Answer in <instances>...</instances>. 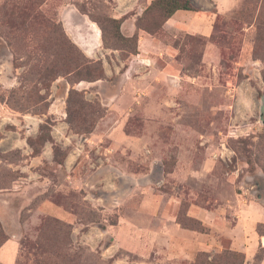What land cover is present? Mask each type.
I'll use <instances>...</instances> for the list:
<instances>
[{
	"label": "rangeland",
	"instance_id": "1",
	"mask_svg": "<svg viewBox=\"0 0 264 264\" xmlns=\"http://www.w3.org/2000/svg\"><path fill=\"white\" fill-rule=\"evenodd\" d=\"M191 3L200 10L192 14L194 28L190 31L193 35L173 30H161L157 34L167 45L177 48L175 58L192 78L186 82L187 88L175 92L167 81L159 87L152 85L153 99L161 106L147 114L134 109L127 111L124 129L133 136L144 133L143 119L158 122L148 123L146 140L130 148L142 151L144 168L138 169L136 162L130 160L122 170L144 174V191L137 188V180L132 189L124 188L127 180L124 176L118 178L117 173L116 177L107 175L116 186L112 192L90 191L100 196L103 203L93 202L83 190L64 187L63 172L57 163L61 161L58 150L61 148L52 138L57 146V162L45 163L34 170L51 182L49 191L34 199L39 191H0L1 229L5 237L19 242L15 264H38V258L28 254L25 244L32 245L46 218L51 223L43 234V247L50 264H114L115 261L191 264L200 252L215 254L223 248L230 249L229 235L238 223L239 205L264 200V0H191ZM71 9L102 26L108 47L124 50L125 44L114 38L111 17L114 6L110 0H0V65L7 67L4 72L11 80L7 85H12L8 88L0 84V102L19 115L43 119L36 136L29 138L36 148L43 144L41 137L56 134L54 116L47 114L51 103L61 105L65 102L66 106L72 92L73 125L81 130L79 136L89 137L106 113L102 105L105 101L86 95L85 83L104 81L90 86L95 91H104L112 84L116 87L124 84L125 88L126 81L119 77L85 80L87 74L97 76L101 71L104 73V69L100 60L88 59L66 35L60 18ZM153 19L160 21L159 14L147 15L144 25H152ZM182 20L190 23V19ZM74 21L80 24L77 17ZM201 26H208L207 36L206 30L198 31ZM86 61L89 63L87 69L73 70L75 64ZM51 62L54 67H47ZM42 76L47 78L44 84ZM135 81L136 89L144 88L139 82L144 80ZM80 103L81 109L78 108ZM92 125V132L84 133V129ZM15 129L13 125L6 127L8 131ZM96 148L93 144H85L88 158L83 159L78 169L83 179H91V173L96 171L90 167V164H98ZM13 156L10 159L17 164L19 158L17 154ZM177 164L179 167L175 169ZM18 174L0 166V186H9ZM47 199L64 205L74 214L78 230L60 221L61 225L71 227V233L55 232V219L37 211L39 202ZM159 202L164 219L160 216L152 219L158 215L155 208ZM141 204L145 207L144 214L150 217L146 225L152 228L170 230L177 223V217L191 219L193 229L201 230H184L195 235L197 242L191 236H180L182 241L175 248L172 239L166 246L164 238L167 237L163 236L162 247L157 245L159 237L150 233L146 240L149 252L144 255L119 250L111 256L107 252L111 237L99 239L95 236L88 239V243L81 239L89 226L102 231L117 223L119 213H138ZM103 205L108 209L104 210ZM191 207L215 212L218 229L189 217ZM260 226L262 234L264 225ZM11 249L9 244L0 252V261L8 263L14 258Z\"/></svg>",
	"mask_w": 264,
	"mask_h": 264
},
{
	"label": "crops",
	"instance_id": "2",
	"mask_svg": "<svg viewBox=\"0 0 264 264\" xmlns=\"http://www.w3.org/2000/svg\"><path fill=\"white\" fill-rule=\"evenodd\" d=\"M110 1L114 6L111 17L113 19L124 17L120 27L122 35L125 37L136 35L137 37V52L135 54H127L125 58L121 57L120 50L105 47L99 26L76 9H71L60 19L63 29L71 42L88 59L100 60L102 62L105 77H119L122 81H126L125 88L123 87L124 84L117 87L115 84H112L111 87H108L104 91L101 89L95 91L90 86H97V84H101L104 81L85 83L83 90L86 95L93 96L100 101H105L102 105L106 113L97 123L94 131L89 134V137L79 136L70 130L69 125L65 121V102H61V105L56 104V102L51 103L47 113L54 116L53 121L56 123V134L52 133V138L55 139L61 150L66 152L63 165H58L63 172L62 185L64 187L65 185L71 186L74 190H83L88 197L93 199V202L97 203H103V200L100 196L90 193V191L102 190L104 192H112L111 190L116 189V186L115 183H111L110 177H116V173L118 174V178L122 176L126 178L127 181L124 188L132 189L135 180H137V188L142 191L145 189L146 181L144 174L127 173L122 170L125 166H128L130 160L136 162L138 169L144 168L145 158L142 155V151L139 149L137 151L130 150V148L134 143H139L140 145V143L146 140L145 127L148 123L155 125L158 122H147L143 119L144 133L139 136H133L124 129L128 120L127 111L132 112L133 109L135 111L140 110L144 114L151 112L150 110L156 111L161 105L153 99L152 85L159 87L164 81L171 82V86L177 92L178 89L187 88L186 82L192 79L183 71L182 63L175 58L178 52L177 48L167 45L161 37H157V34L151 35L139 29L136 25L138 17L142 15L153 0ZM199 12L179 10L162 25L161 30L181 31L187 35H193L194 33L190 31L194 28L191 22L192 14ZM75 17L78 18L80 24H75L77 23L74 21ZM182 19H190V23ZM203 29L206 30L205 35L207 36L209 34L208 26H201L198 28V31H202ZM202 34L204 35V33ZM5 68L7 67L0 65V84L10 88L12 87L11 83L9 85L7 83L11 82V80H9L7 72H4ZM135 80H144L139 81L144 84V88L136 89L134 87ZM128 103L131 104L128 106ZM148 104L151 106H148ZM124 110L126 111L123 113ZM42 121L43 119L39 116L29 114L19 115L9 109L5 103L0 102V166L7 167L13 173H20L18 174V178L10 182L9 186H0V191L9 192L23 189L39 191L33 197L34 199L36 196L44 195L51 188V182L34 171L45 163H54L51 144L46 143L41 152L33 156L32 149L27 143L28 138L36 136L39 124ZM7 125L16 126V129L8 131L6 130ZM19 131H22V133ZM107 142L111 143L107 146ZM85 144H93V146L97 147L95 153L98 156V164H90V167L96 170L91 173V175L93 174L91 179H83L78 171L83 159L88 158L87 152L84 150ZM14 154H17L16 157L19 158L17 164L10 159ZM178 167L179 164L175 166V169ZM96 174L97 176L95 177ZM141 205V209L138 208L139 212L134 215L119 213L117 223L108 225L102 231L89 226L83 232L81 239H84L88 243L87 240L95 236L99 239H103L106 236L111 237V242L107 247V252L111 256L119 250L144 255L146 252H149V249H146L148 246V241L146 240L150 237V233L159 237L157 245L162 247L163 245H160V242L163 236L167 237V239L164 238L165 245L167 246L168 240L171 242L172 239L175 242V248L182 241L180 236H191L197 242L195 235L187 234V230L182 229L177 223L170 230L164 227L159 229L146 225L150 217L144 214L145 207L144 204ZM156 205L155 213H158V217L154 216L152 219H159V216L161 219H164L160 202ZM239 206L238 223L233 233L229 235L231 241L230 249L244 254V264H253L258 251L264 247V236L257 232V227L264 225V200L251 201L248 204ZM102 207L104 210L108 209L106 205ZM37 211L45 216L71 224L74 230H78L76 229L78 224H75L78 222L77 217L49 200H41ZM188 216L207 224L209 227L212 226L215 230L216 228L218 229V225H215L216 215L213 211L191 207L188 211ZM217 219H220V217ZM173 232L176 234H173ZM9 244L12 247L10 252L14 257L12 258L13 264H15L19 252L18 241L9 238L1 246L0 252H3L4 248ZM177 251L179 252L178 249ZM1 257L3 258L2 255ZM12 259L8 263L0 261V264H11ZM114 264H123V262L115 261ZM258 264H264V259Z\"/></svg>",
	"mask_w": 264,
	"mask_h": 264
},
{
	"label": "trees",
	"instance_id": "3",
	"mask_svg": "<svg viewBox=\"0 0 264 264\" xmlns=\"http://www.w3.org/2000/svg\"><path fill=\"white\" fill-rule=\"evenodd\" d=\"M179 10H184V11H192V12H199L196 8L193 7L191 0H153L150 5H148V7L144 10V12L142 13V15L140 17H138L137 21H136V25L139 29L144 30L145 32L151 34V35H155L158 34L161 31V27L162 25L170 18L172 17L175 12L179 11ZM153 13H157L160 16V21H152V25H144V19L147 15L153 14ZM124 17L120 18V19H112V24L114 27V38L122 43L125 44V46H123L124 50L122 49H118L115 48L117 50L121 51V57L125 58L127 56V54H135L137 52V37L136 35L132 36V37H125L122 35L121 31H120V27L122 24ZM97 25L99 26L101 32H102V40H103V44L105 47L107 48H111L108 47L106 45V40H105V36H104V29L102 28L101 25H99L97 23ZM127 44L130 45L127 46ZM122 53H125L126 55L123 56ZM89 63L86 61L85 63H77L74 65L73 70H75L76 72L81 71L82 69H87L88 68ZM97 67H101V64H97ZM47 67H54V64L51 62L50 65H48ZM101 69V68H100ZM104 73H101L97 76H92L90 74L86 75V79L85 80H89V81H96V80H100L103 79ZM41 81L42 84H44V81L47 80L46 77H41ZM56 78H50L49 80H55ZM71 94L72 92H70L69 94V98L67 99L66 102V123L69 125V128L73 131L74 134L79 135L81 132V130H77L76 127L73 125L72 122V118H71V109L72 108L70 105L74 102H72L71 100ZM83 107V105L80 103L78 105V108L81 109ZM103 116H101L100 118H102ZM99 118V119H100ZM73 127V128H72ZM75 129V130H74ZM93 125L90 126L88 129H84V133H91L92 132ZM40 130H42V126H40ZM75 131V132H74ZM41 136L39 135L38 139ZM44 140L43 144L40 146V148H36L37 146L33 143L34 141H32V139H27V143L29 145V147L32 149V155L36 156L38 155L43 146L45 145V143H49L52 146V150H53V160L56 161V157H57V150L55 147H57L55 145V143L53 142L52 137L49 135L47 138L45 137H41ZM59 152L61 153L62 157L60 158L61 161H56L58 163V165H63V160L64 157L66 155L65 151H62L58 148ZM48 200V199H47ZM51 201V200H50ZM52 203H54L57 206H61L63 207L65 210H67L64 205L62 206V204H57V202L51 201ZM68 211V210H67ZM49 217V216H48ZM52 218V217H49ZM55 219V218H52ZM60 221L55 219V226H54V231L57 233H61L62 231H68V233H71V227L69 225H61L59 223ZM62 222V221H61ZM176 222L179 224V226L182 229H187V230H195V231H200L201 229L197 228V229H193L194 225H193V221L191 219H181L180 217H177ZM51 221H49L47 218L44 219L38 229V234L37 236L34 238L32 245L29 246L28 243L25 244V248L28 247V254L29 255H33V257H37L38 258V264H50L49 260L47 258V253L46 251H44V247L43 244L45 242V238H43V234L44 232L48 231V227L50 226ZM262 226L259 225V227L257 228V232L260 234V228ZM262 236H264V233L260 234ZM9 238L4 236L3 230L1 229V225H0V248L1 246L8 240ZM264 259V249H261L257 255L255 256L254 259V264H258L261 260ZM245 263V256L243 253L240 252H236L233 251L229 248H223L220 252L215 253V254H211L210 252H200L198 253L194 260L191 262V264H244Z\"/></svg>",
	"mask_w": 264,
	"mask_h": 264
}]
</instances>
